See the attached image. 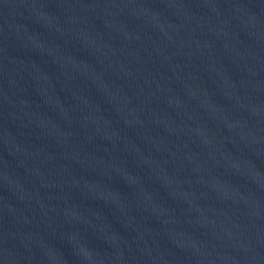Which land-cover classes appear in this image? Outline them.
Masks as SVG:
<instances>
[{
  "label": "water",
  "instance_id": "obj_1",
  "mask_svg": "<svg viewBox=\"0 0 264 264\" xmlns=\"http://www.w3.org/2000/svg\"><path fill=\"white\" fill-rule=\"evenodd\" d=\"M0 264H264V0H0Z\"/></svg>",
  "mask_w": 264,
  "mask_h": 264
}]
</instances>
